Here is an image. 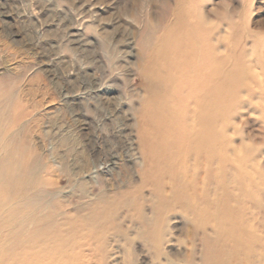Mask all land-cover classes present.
<instances>
[{"label":"rangeland","instance_id":"obj_1","mask_svg":"<svg viewBox=\"0 0 264 264\" xmlns=\"http://www.w3.org/2000/svg\"><path fill=\"white\" fill-rule=\"evenodd\" d=\"M180 8L189 10L191 20L202 17L198 33L207 45L215 48L219 38L223 72L232 84L234 141L247 144L244 151L250 152L256 174L264 176V0H0L4 182L21 177L40 185L41 201L59 222L88 198L108 196L103 182L124 179V186H137L130 175L135 168L126 163L130 151L113 137L125 125L135 128L142 82L135 77L139 33L147 24L172 21ZM4 196L0 190L1 208L7 203ZM85 212L80 209L81 217L63 237L70 238L68 245L80 262L187 264L191 253L197 258L204 252L179 214L170 219L167 242L156 258L136 236L134 212L122 220L123 210L116 209L115 216L92 221L83 218ZM0 213L6 214V208ZM8 241L9 232L0 222V264L11 258Z\"/></svg>","mask_w":264,"mask_h":264},{"label":"bare ground","instance_id":"obj_2","mask_svg":"<svg viewBox=\"0 0 264 264\" xmlns=\"http://www.w3.org/2000/svg\"><path fill=\"white\" fill-rule=\"evenodd\" d=\"M188 11L182 8L172 21L147 24L139 33L135 77L142 82L136 124L133 130L125 125L113 137L130 151L126 163L135 168L130 175L137 186H124V179L103 182L108 196L88 198L59 222L41 201L40 185L21 177L15 178L19 184L4 182L0 170L7 201L2 208L0 204V212L6 208L0 222L9 232L11 256L6 264H90L80 262L68 245L70 238H63L81 217L80 209H87L83 218L89 221L116 209L123 210L122 220L134 212L136 236L156 258L167 242L170 219L179 214L204 250L197 258L191 253L187 264H264V176L256 174L250 152L244 151L247 144L234 141L232 84L223 72L220 40L215 39L218 47L207 45L198 33L202 17L191 20ZM109 157L116 165L114 155ZM249 195L257 200H241ZM50 231L55 234H46Z\"/></svg>","mask_w":264,"mask_h":264}]
</instances>
